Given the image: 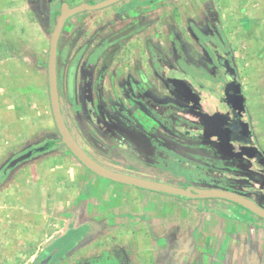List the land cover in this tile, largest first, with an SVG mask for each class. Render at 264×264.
I'll return each mask as SVG.
<instances>
[{"label":"flooded vegetation","instance_id":"flooded-vegetation-1","mask_svg":"<svg viewBox=\"0 0 264 264\" xmlns=\"http://www.w3.org/2000/svg\"><path fill=\"white\" fill-rule=\"evenodd\" d=\"M26 1L30 9L41 2ZM223 1L211 6L207 0H201V9L194 12L198 3L180 0L173 12L158 19L151 15L158 2L143 12L134 5L132 9L136 11L129 14L127 29L115 30L108 36L100 35L97 30L84 34L73 29L65 30L66 23L74 15L70 16L58 39V99L64 123L73 140L99 165L180 188H214L233 192L264 209V131L261 129L264 111L255 117L248 112L245 96L248 84L242 79L238 65L241 62L237 59L240 52L262 53L256 43L247 41L244 36L246 22L256 19L253 14L257 12L259 16L260 9L247 0H229L228 4L221 3ZM63 2L68 3L67 0H49V4L55 7L51 13L50 5H43L48 7V19L54 25ZM166 4L168 8L173 7L170 0ZM31 17L33 23H39L34 15ZM184 21L188 23V29L184 23L181 24ZM183 29L200 31L204 37L202 44L193 37L184 38ZM49 40L44 58L34 62L35 67L43 71L45 86L41 89L31 87L34 95L47 99L53 129L43 132L47 135L46 140L39 147L61 140L48 89ZM11 42L7 41L9 54L18 50L10 46ZM16 72L18 69L15 72L9 69L5 74L15 80ZM204 72H207V77L203 76ZM232 82L239 85L241 97L232 94L238 89L229 87ZM12 88L10 96L21 100ZM237 97L241 98L240 103ZM14 107L11 103L10 111H14ZM53 149H65L88 173L107 183L117 184L83 166L64 144L49 145L47 150L37 154ZM13 168L5 169L0 177L5 179ZM123 185L126 189L122 194L134 198L140 205L161 206L160 210L151 207L137 210L136 215L142 223L161 226L160 231L166 229L170 233L174 231L173 234L145 235L135 238V242L134 236L124 232L125 226L133 231L136 227L130 226L137 223L127 217L129 211L126 209L119 222L120 227L124 226L121 229L123 237H107L93 243L90 238L86 244L80 238L66 246L52 242L34 255L33 264H98L100 257L110 254L114 247H128L131 243L145 241L149 242L147 251L159 252H164L166 245L185 247L199 244L198 237L183 238L180 233L182 226L174 223V229L166 221V216L169 211L172 215H186L188 210H194L199 216V202L205 205L204 202L212 198L184 199L178 195ZM128 189H134L136 195ZM226 201V209L235 216H245L243 222H238L245 227V237L250 229L264 231L263 218ZM220 216L230 219L226 215ZM263 236L256 234V237L245 238L257 242L251 254L259 258L261 264H264V242L259 241ZM222 240L238 239L229 237ZM146 264L165 262L149 259Z\"/></svg>","mask_w":264,"mask_h":264},{"label":"rangeland","instance_id":"rangeland-1","mask_svg":"<svg viewBox=\"0 0 264 264\" xmlns=\"http://www.w3.org/2000/svg\"><path fill=\"white\" fill-rule=\"evenodd\" d=\"M68 3L71 5L75 4L78 5L81 3V1L85 0H67ZM91 3H99L104 0H86ZM149 0H121L117 3L111 4L109 6L98 8V9H92L80 12L73 16L71 20H69L66 23L65 30H74L78 34L85 33L91 30H97L100 35L108 36L110 32L117 31V30H125L127 29V25L129 23V14H133L136 10L132 9L134 5V8H139L141 12L144 10L149 11L150 6L153 5V3L158 2L155 6H153V11L151 12V15L153 18H165L166 13L173 12L174 6L178 4L180 0H170V3H172L173 7L168 8L166 2L168 0H154L152 3L148 2ZM185 3L188 2H195V11L200 10L201 6L200 3L204 2V0H185ZM58 2V0H57ZM248 3H251L253 5L258 6L260 9L259 16H257V12H255L253 15H256V19L250 20L246 22L245 28L247 29L244 31V36L247 39V41H251L256 43L258 48L262 51L264 54V1L262 0H247ZM18 3H21L19 1ZM217 3H220V0H207V4H210L211 6H216ZM221 3H230L229 0H224ZM50 5V13L52 12L54 7V4H49V0H41V2H37L36 6L32 9L31 7H28V10L26 9L21 13L20 17H22L23 20L27 19L29 17L32 19L31 15H34V19L38 20L39 23L34 21L31 24H26L25 30L23 31L22 35L25 34V32L29 35V40L31 42L27 43L29 46V53L24 54L21 58L26 57L27 60L26 63H30L29 66L33 65L35 67V57L36 52H40V60L44 58L47 48H48V40H49V32L51 34L54 24L49 21V12L48 7H44L43 5ZM150 5V6H149ZM191 8V7H190ZM170 11V12H168ZM33 13V14H32ZM184 23V26L186 29H188L186 26L188 23L186 21L181 22V24ZM202 23V22H200ZM227 26V29H229V26ZM5 27L0 25V33L4 35L6 32ZM184 38H195L200 44H202V41L204 40V37L201 36L200 31L198 32H190L188 30L183 29ZM18 35V34H17ZM21 35V34H20ZM28 39V37H27ZM6 40H9L8 38ZM5 39H0V52L3 54H0L1 58L6 57H14L15 55L9 54V45L7 44V41ZM17 41L12 40L13 43L11 45H16L18 50L25 49L24 46H22V41L26 40V37H20L16 39ZM103 40V39H102ZM103 43V41H102ZM8 45V46H7ZM26 46V43H25ZM186 46V45H185ZM31 52L34 53L33 59L31 58ZM9 55H7V54ZM237 59L240 60L239 65V71L242 76L243 80H247V90L245 92V96L248 101V109L249 113H251L254 117L255 115H258L260 111H264V61L258 62L256 65L251 63V58L254 56L252 53H238ZM242 60V61H241ZM253 61V60H252ZM254 69V70H253ZM29 72L25 71V77L28 79L27 84L31 87L35 86L39 89L43 88L45 86L44 83V75L43 71L39 69H33L31 68L28 70ZM37 71V72H36ZM39 72V73H38ZM207 72H204V77H207ZM31 96V108L33 116L35 117L32 122V125L39 126L40 136L39 140H33L31 143L30 148H36L39 147L38 145L43 144L46 140V137L43 132L47 131L48 129H52V122L50 120V109L48 107V101L44 98H39L38 96L32 94ZM23 100H14V104L16 103H23ZM25 103V102H24ZM13 104V103H12ZM1 109V108H0ZM4 115V123L2 125H9V122L17 121L19 120L17 117V114L15 111L6 110L5 108L0 110V124H1V116ZM29 122V124L31 123ZM261 127L262 131H264V124ZM50 127V128H48ZM53 131V129H52ZM47 136V135H46ZM50 136V135H48ZM36 141V142H35ZM27 151H23L21 154L26 153ZM38 156L36 153L34 157ZM7 167L6 165L0 166V173H2ZM111 186L108 188L106 193V199L114 196L117 199H119L120 202L113 200L114 206L112 209H110L108 212H105L101 214L100 216L97 215V210L100 209L99 206L91 207L89 212L93 216L92 220H97L99 222L98 225H94L91 223H81L79 221H73L69 229L67 231H64L60 234V236L56 237L53 241L54 245H58L61 243H64L66 246L69 244L72 240H80L82 238L83 242L86 244L88 236H91L90 232L93 233L92 241L98 242L103 241L104 234H106L105 228L107 226L114 227L116 225V221L119 220L120 212L125 211L123 206L128 204V210H139L142 207L148 208H154V210H160L161 206L159 207H153L151 204H143L140 205L136 200L132 197L126 196L125 194H122V191H124L126 186L120 183H112ZM90 185L86 184L84 186V189H87L89 191ZM4 187H0V196L3 192H5ZM133 194V193H132ZM82 198H85V195H82ZM29 200V199H27ZM35 200V198H34ZM40 200V199H39ZM1 202V198H0ZM205 205L201 202H199V216L195 214V211H189L186 215H172L170 211L167 213V220L171 227L175 229L174 223L178 226H182V229L180 230V233H182L183 238L186 237H198L199 238V244L192 245V246H185V247H179L175 244L166 245L164 252H159L158 250H151L147 251L146 247L147 244H149L148 241L141 242L140 244L136 243L129 245L128 247L124 246L122 248H116L114 247V251H112L108 255H102L101 262H98V264H146L149 259L156 260L158 262H165V264H261V261H259V258H256L255 255H252L251 252L254 250V248L257 246L256 241H247L245 238H251L256 237V234L259 236L264 235L263 230H253L250 229L249 234L245 237V227L240 226L238 222H243L242 215L235 216L230 210L226 209L227 201L223 199L218 198H212L208 199ZM104 206H109L107 202L103 203ZM112 202L110 201V205ZM262 205V204H261ZM83 210H86L87 208L83 205H81ZM264 207V205H262ZM206 208V209H204ZM26 210H29L27 207ZM119 213V214H118ZM226 215L230 219L223 218L220 216ZM197 216V217H196ZM84 217V216H83ZM127 217L129 219H132L134 217L133 214L127 213ZM137 223H135L136 227L138 228V233L133 234L134 239L135 238H143L145 235H149L150 237H155L160 234H166L171 235L174 231H171V233L166 230L162 229L160 231L159 228L161 226L157 225H151L149 222L142 223L140 219L133 218ZM173 223V224H172ZM237 230V231H236ZM137 232V231H136ZM123 232L121 233L120 237H123ZM181 235V234H179ZM216 235V236H215ZM242 235V236H241ZM106 236V235H105ZM215 236V237H214ZM218 236V237H217ZM214 237V238H213ZM217 237V238H216ZM232 238V239H238L237 241H224L222 239L226 238ZM110 238H113L110 236ZM137 238V239H138ZM222 238V239H221ZM263 237L260 238L259 242H264ZM44 239H47V236L44 235L40 242H43ZM91 241V242H92ZM136 242V239H135ZM47 243V242H46ZM42 244L38 247L44 248L47 244ZM37 249V246H31L27 252L28 255L22 257V261H17L9 264H33V259L37 252L35 251ZM33 254V255H32ZM32 256V257H31ZM208 256V257H207ZM199 260V262H198ZM203 260V261H202ZM203 263H202V262ZM63 264H66L65 262Z\"/></svg>","mask_w":264,"mask_h":264},{"label":"crops","instance_id":"crops-1","mask_svg":"<svg viewBox=\"0 0 264 264\" xmlns=\"http://www.w3.org/2000/svg\"><path fill=\"white\" fill-rule=\"evenodd\" d=\"M19 1L21 3H18ZM27 6L26 0H0V25L6 29L4 35L0 33V39L8 38L9 40L6 41L9 42L26 37L25 41L21 40L25 49L14 50L12 53L16 55L15 58L0 57V108L10 110L11 103L14 104L15 98L10 96L12 85H15L12 92L19 95L25 102L14 104L16 110L14 111L19 120L4 126L2 125L5 121L4 115L1 116L0 166H4L23 151L29 150L32 141H38L40 136L39 126L32 125L31 122L35 118L30 102L33 91L31 86L27 85L28 79L25 77V71L29 72L32 66L25 62L26 57L20 59L24 54L29 53L27 43L31 42L26 32L22 35L26 24L32 23L29 17L25 20L20 17L25 9L28 10ZM40 52L35 53V61H41ZM0 54L3 53L0 52ZM33 55L34 53L31 52L32 59ZM257 55L250 59L252 64L256 65L264 61L263 53L258 51ZM9 69L14 72L18 69L15 80L5 74ZM86 184L90 185L89 191L84 189ZM110 186V183L88 173L65 149H53L18 164L0 184L5 191L0 196V264L22 261L21 258L28 255L27 250L31 246H37L35 251L42 250L43 248L38 246L46 242L47 245L52 243L62 232L69 229L73 221L98 225L97 220H92L93 212H89L90 208L93 206L96 209V206L100 204V209L97 210V215L100 216L112 209L114 199L116 203L120 202L114 196L105 198ZM128 191L133 193L132 195L137 193L134 189H128ZM82 195H85L84 199ZM104 202H107L109 206H104ZM81 205L87 209L83 210ZM127 205L123 206L124 210H128ZM27 207L29 210H26ZM128 211L134 215L133 218L139 219L136 215L137 210ZM124 213L125 211H121L120 215ZM121 217L114 227L105 228L104 239L110 236L120 238L121 229L124 227L119 226ZM125 228L124 232L131 237L134 233H138L137 227L133 231L127 230L128 226ZM44 235L47 239L40 242ZM90 235L88 238H93V233Z\"/></svg>","mask_w":264,"mask_h":264},{"label":"water","instance_id":"water-1","mask_svg":"<svg viewBox=\"0 0 264 264\" xmlns=\"http://www.w3.org/2000/svg\"><path fill=\"white\" fill-rule=\"evenodd\" d=\"M120 0H104L99 3H91L89 1L82 2L76 6L71 7L67 2H63L60 6V14L55 22L54 28L50 34L49 40V49H48V89L50 95V105L53 114L54 121L58 128L59 134L61 136V140L54 143H47L41 147H37L34 149L28 150L26 153L20 155L19 157L11 160L6 170L13 168L17 163L22 162L36 153H41L49 147V145H58L64 144L70 153L75 156L79 162L85 166L87 169L95 173L96 175L109 179L111 181L143 188L147 190L163 192L173 195L181 196L184 199L187 198H220L232 201L246 209H248L251 213L261 217L264 219V209L260 206L256 205L252 200L245 198L243 196L237 195L233 192L214 189V188H180L172 185H168L161 182L149 181L143 178L134 177L131 175L119 173L116 171H112L107 169L95 161H93L81 148L80 146L73 140L72 136L69 133L67 126L64 123L62 112L60 109V103L58 99V91H57V77H56V57L58 52V39L61 34V31L65 25L66 20L75 14H78L83 11L103 8L114 4ZM264 1V0H262ZM232 78L235 79V76L232 75ZM229 87H237L238 89L233 91L232 94L240 95L239 85L235 82H232ZM228 87V88H229ZM226 95L228 96V89L226 90ZM237 97V101L241 102V98ZM5 170V171H6Z\"/></svg>","mask_w":264,"mask_h":264},{"label":"trees","instance_id":"trees-1","mask_svg":"<svg viewBox=\"0 0 264 264\" xmlns=\"http://www.w3.org/2000/svg\"><path fill=\"white\" fill-rule=\"evenodd\" d=\"M3 180H4V177L3 176L0 177V184L3 182Z\"/></svg>","mask_w":264,"mask_h":264}]
</instances>
